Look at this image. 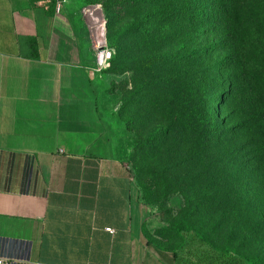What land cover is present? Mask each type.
Here are the masks:
<instances>
[{"label":"crops","instance_id":"crops-1","mask_svg":"<svg viewBox=\"0 0 264 264\" xmlns=\"http://www.w3.org/2000/svg\"><path fill=\"white\" fill-rule=\"evenodd\" d=\"M57 4L49 17L0 0V264H173L141 233L135 184L99 108L105 23ZM30 35L38 59L24 55Z\"/></svg>","mask_w":264,"mask_h":264},{"label":"trees","instance_id":"trees-1","mask_svg":"<svg viewBox=\"0 0 264 264\" xmlns=\"http://www.w3.org/2000/svg\"><path fill=\"white\" fill-rule=\"evenodd\" d=\"M29 1L31 7H40L47 16L52 17L60 0ZM122 3L120 7L118 4H104L107 8L106 40L109 43L115 44L117 40L110 31L119 24L121 15L138 7L143 9L160 5L155 12L164 19L168 34L167 47L160 56L146 55L138 63L123 65L121 51L117 50L116 65L122 70L136 72L142 79L123 101L121 116L126 129L130 132L135 130L140 112L148 115L149 101L155 96L158 97L151 103L150 113L157 110L168 117H175L167 122L156 117L151 120L150 130L136 138V162L139 164L140 159L149 158L153 152L158 156L163 153L171 166H186V169L199 167L197 175L201 176L207 168L229 166L220 153L219 140L242 133L245 140L240 150L247 152L245 163L249 166L240 167L249 169L250 173L264 175V93L256 90L258 76L251 70V59L245 52L244 32L238 24L237 0H122ZM208 15L214 20L205 26ZM145 25L144 20L136 22V29L147 31ZM27 40L30 51L24 55L38 59L37 37L30 35ZM223 50L227 54L222 62L210 64V54ZM162 62H167L164 64L170 69L157 75L155 65ZM196 62L201 63L203 69L194 70ZM221 69L229 70L238 79L233 78L232 97L237 94L239 79L244 80L252 91L241 96L239 121L230 127L227 126V119L223 121L215 111L213 95L221 93L215 94L214 88H210L219 73L217 71ZM178 82L187 87L177 90L175 84ZM208 138L211 142L204 143ZM197 139L198 142L202 140L199 147L196 145ZM166 141H169V148L162 152L160 149ZM237 150V146L232 148V153ZM227 174V178L235 179L231 171ZM208 202L204 198L185 210L186 218L190 217L191 220L180 228V241L176 245L171 248L155 246L170 252L173 264H259L253 257L213 242L210 238L214 233L213 228L194 224L192 217L196 220L198 213L209 207ZM213 203V210H219L218 201L214 199Z\"/></svg>","mask_w":264,"mask_h":264},{"label":"rangeland","instance_id":"rangeland-1","mask_svg":"<svg viewBox=\"0 0 264 264\" xmlns=\"http://www.w3.org/2000/svg\"><path fill=\"white\" fill-rule=\"evenodd\" d=\"M73 1L82 7L80 9L82 13L85 8L93 9L99 19L104 18L105 36H108V32L106 29L107 8L104 4H118V7L123 4L122 0ZM159 7L160 5L154 8L138 9V7L123 13L119 24L110 31L117 39L115 44L106 40V46L111 50L112 58L106 68L93 72V79L98 89L99 108L114 127L118 158L126 164L137 190V200L142 211L141 233L146 241H150L153 245L173 247L180 241L178 235L180 228H184L185 223L191 220L190 217L186 218L185 210L205 198L209 200V207L198 213L196 220L192 217L194 224L207 229L213 228L214 233L210 235L213 242L234 248L246 256L255 258L259 264H264V175L250 173L249 169L240 167L249 166L245 163L247 152L240 150L245 140L242 133H238L240 137L238 134L230 136L233 140L230 138L219 140L220 153L224 155V162L229 163V166L207 168L201 176L197 175L199 167L186 169V166H171L170 160L168 161L163 153L158 156L156 152H153L149 158L140 159L139 164L136 162V138L150 130L151 120L156 117L167 122L175 117H168L157 110L150 113L151 103L158 97L155 96L149 101L148 115L140 112L136 119L135 130L128 131L121 116L123 101L142 79L134 71L122 70L116 65L115 59L118 49L121 51L123 65L138 63L139 59L146 55L160 56L166 49L168 44V34L164 26L166 23L155 12ZM236 7L238 24L244 32L245 52L251 59V70L258 76L256 90L264 93V0H237ZM143 20L148 28L144 32L136 29V22ZM213 20L211 15H208L205 26L210 25ZM226 54L225 50L210 54L208 58L210 64L222 62ZM164 63L167 62L155 65L157 75L170 69ZM202 67L201 63L196 62L194 70L203 69ZM217 72L219 73L210 88H214L215 94H221L213 95V103L218 117L223 121L227 119V126L230 127L239 121L241 96L252 91L244 80L239 79L237 94L232 97L231 84H233V78L236 81L238 79L233 77L229 70L221 69ZM186 87V84L180 82L175 84L177 90H183ZM201 142V139L200 142L197 139L196 145L199 147ZM206 142L210 143V138L204 140V143ZM236 146L237 149L239 148L238 152L232 153V148ZM168 148L169 141H166L160 150L163 152ZM228 156L230 157L226 159ZM230 171L235 179L227 178V172ZM214 199L219 203L220 209L217 211L213 210Z\"/></svg>","mask_w":264,"mask_h":264},{"label":"built area","instance_id":"built-area-1","mask_svg":"<svg viewBox=\"0 0 264 264\" xmlns=\"http://www.w3.org/2000/svg\"><path fill=\"white\" fill-rule=\"evenodd\" d=\"M59 4H57L58 6ZM88 9L85 8L84 11H87ZM102 23L104 25V18L102 17ZM112 58V52L109 50V48L104 45L100 46L96 52V59H95V66L92 68L94 70H101L107 67L108 62ZM108 231H112L111 228H106Z\"/></svg>","mask_w":264,"mask_h":264}]
</instances>
